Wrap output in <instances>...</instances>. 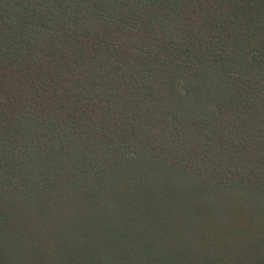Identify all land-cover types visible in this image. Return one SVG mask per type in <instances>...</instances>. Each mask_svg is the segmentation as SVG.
<instances>
[{
    "label": "trees",
    "instance_id": "trees-1",
    "mask_svg": "<svg viewBox=\"0 0 264 264\" xmlns=\"http://www.w3.org/2000/svg\"><path fill=\"white\" fill-rule=\"evenodd\" d=\"M0 264H264V0H0Z\"/></svg>",
    "mask_w": 264,
    "mask_h": 264
}]
</instances>
